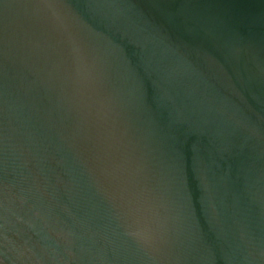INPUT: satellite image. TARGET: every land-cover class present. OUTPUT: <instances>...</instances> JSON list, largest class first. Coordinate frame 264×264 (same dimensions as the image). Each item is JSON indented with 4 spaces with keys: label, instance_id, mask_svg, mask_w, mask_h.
Returning a JSON list of instances; mask_svg holds the SVG:
<instances>
[{
    "label": "water",
    "instance_id": "1",
    "mask_svg": "<svg viewBox=\"0 0 264 264\" xmlns=\"http://www.w3.org/2000/svg\"><path fill=\"white\" fill-rule=\"evenodd\" d=\"M0 264H264V0H0Z\"/></svg>",
    "mask_w": 264,
    "mask_h": 264
}]
</instances>
